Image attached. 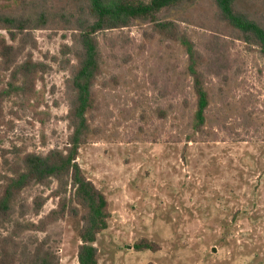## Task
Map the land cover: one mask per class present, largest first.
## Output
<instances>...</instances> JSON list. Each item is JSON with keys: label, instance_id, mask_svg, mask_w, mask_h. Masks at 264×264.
Masks as SVG:
<instances>
[{"label": "rangeland", "instance_id": "1", "mask_svg": "<svg viewBox=\"0 0 264 264\" xmlns=\"http://www.w3.org/2000/svg\"><path fill=\"white\" fill-rule=\"evenodd\" d=\"M236 5L264 24V0ZM41 9L48 25L33 30V58L46 70L33 96L13 94L4 102L0 176L25 152L62 147L69 133V69L60 49L71 43L76 3L0 0V11L35 17ZM216 12L213 0H194L162 14L205 57L217 50L222 59L217 74L212 65L206 70L200 132L193 130L196 98L179 42L141 22L97 33V131L80 146L77 162L109 202L108 225L94 243L99 264H264V54L247 47ZM0 34L7 36L4 29ZM55 188L54 181L23 189V225L56 207ZM38 197L44 202L34 214ZM79 226L78 217L67 216L21 236L30 248L35 238L46 239L60 264H79ZM11 230L6 224L0 234ZM142 237L158 249H135Z\"/></svg>", "mask_w": 264, "mask_h": 264}, {"label": "trees", "instance_id": "2", "mask_svg": "<svg viewBox=\"0 0 264 264\" xmlns=\"http://www.w3.org/2000/svg\"><path fill=\"white\" fill-rule=\"evenodd\" d=\"M78 14L69 20L72 27L71 43H65L61 52L65 56L64 68L69 69L65 79V95L68 100L69 133L62 147H53L45 153L25 152L12 165L8 174L0 176V227L12 225L8 234H0V264H60L56 252L46 239H34L30 248L22 240V230L45 231L47 226L67 216L78 217L80 226L77 249L79 264H99L95 241L108 225L109 202L106 195L90 180L77 156L81 145L88 142L97 131L93 126L99 101L95 84L102 72V56L97 33L131 25L133 22L148 23L160 38L179 42L187 54L186 72L192 79L195 94L193 130L202 131L208 107V91L205 75L209 65L220 68L221 56L213 50L209 58L198 50L194 42L181 31L171 18L162 17L184 3L194 0H73ZM216 16L226 22L236 37L247 47L264 54V24L236 5V0H213ZM72 21V22H71ZM48 25L47 13L41 9L35 17L22 13L0 11V125L4 123V102L10 95L21 93L24 97L35 94L38 80H43L46 65L33 58L37 41L34 29ZM5 83V85L3 84ZM28 102V100H26ZM56 182L54 195L58 203L38 222L22 224L26 213L20 201L24 188L33 184L49 186ZM44 202L35 201L33 211L38 214ZM20 210L17 211V208ZM18 214V217H14ZM137 250L158 249V245L145 237L134 243ZM146 264H154L149 261Z\"/></svg>", "mask_w": 264, "mask_h": 264}]
</instances>
